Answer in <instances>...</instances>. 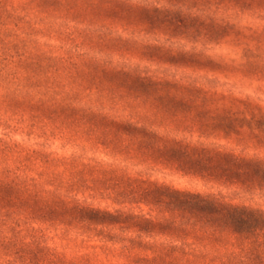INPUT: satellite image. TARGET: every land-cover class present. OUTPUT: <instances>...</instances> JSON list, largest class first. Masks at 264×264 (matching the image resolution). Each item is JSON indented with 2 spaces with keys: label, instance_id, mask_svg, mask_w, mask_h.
<instances>
[{
  "label": "rangeland",
  "instance_id": "obj_1",
  "mask_svg": "<svg viewBox=\"0 0 264 264\" xmlns=\"http://www.w3.org/2000/svg\"><path fill=\"white\" fill-rule=\"evenodd\" d=\"M0 62H12L13 69L25 73L28 88L33 78L43 80L47 76L61 90L72 86L75 96H84L87 95L84 87L97 84L98 92L90 102L95 109L115 112L156 131L171 128L173 138L186 137L192 130L193 134H201L199 138L225 136L223 145H226L235 137L231 144L238 153L264 156V116L259 121L238 120L235 125L239 130L232 135V127H221L219 121L198 126L200 114L194 109L198 104L212 108L232 104L248 110L259 108L264 114V0H0ZM111 64H126L158 78L188 84L199 88L206 98L189 100L175 108L168 104L171 110L158 105L152 97L137 100L133 93L124 92L119 82L110 84L102 78L100 72ZM81 114L77 110L69 119L59 117L58 129L67 135L62 138L55 133L51 138L45 137L41 149L46 154L37 155L35 163L28 162V155L40 146L35 144L36 138L17 131L16 127L12 129L11 125H1L0 138L12 143L9 148L14 160H9L8 166L28 182L34 179L47 183V167L64 170V174H56L61 182L74 178L73 164L83 161L85 156L89 155L93 161L112 160L115 154L110 151L108 136L88 130L91 123L80 118ZM160 142L156 141L157 145L163 146ZM126 147L129 148L123 156L128 163H136L133 168L140 169L143 178L174 189L214 194L228 202L249 204L264 211L261 174L249 171L237 183H230L223 179L226 171L215 168L211 162L207 164L210 169L205 177L197 171L187 173L179 169L177 164L184 165L186 159L165 146L160 151L156 145L136 149L140 153L131 144ZM254 159L247 165L255 167ZM20 161L24 163L21 165ZM43 167L45 171L41 173ZM111 169L105 171L106 177L99 176L94 181L92 195L89 189L79 188L71 196L94 206L115 207L116 187ZM138 207L142 212L155 214L147 206ZM187 216L175 212L168 219L159 217L163 224L155 228H198L199 223L188 224ZM215 234L221 243L193 239L196 246L191 257L196 264H221L222 258L225 261L222 253H228L225 263L228 260L238 263L241 251L250 250L247 241L241 242L235 233L215 231ZM124 235L114 229L112 235L77 237L73 243L75 253L67 257L76 261L81 257L94 264H157L154 259L143 261L142 256L154 254L152 250L125 249L128 243L124 242ZM138 244L142 245V241ZM231 250L236 254L229 253ZM260 252L258 260L263 261L264 249Z\"/></svg>",
  "mask_w": 264,
  "mask_h": 264
},
{
  "label": "trees",
  "instance_id": "obj_2",
  "mask_svg": "<svg viewBox=\"0 0 264 264\" xmlns=\"http://www.w3.org/2000/svg\"><path fill=\"white\" fill-rule=\"evenodd\" d=\"M12 66V62H0V126L11 125L12 129L16 127L17 131L28 132L36 138L35 144L40 146L32 149L28 162L35 163L37 155L46 154L41 149L45 137L51 138L55 133L62 138L67 135L58 129V119L60 116L69 119L77 110L82 112L80 118L91 123L88 130L108 136L107 143L112 144L110 151L115 156L110 161L103 158L93 161L89 155L85 156L83 161L77 160L73 164L74 178H65L61 182L56 174H64V170H51L53 168L48 167L47 183L34 179L28 182L8 166L9 160L13 159L9 148L12 143L9 139L0 138V264H94L81 257L78 261L68 258L75 253L73 243L77 237L81 239L86 234L112 235L114 229L125 233L123 240L128 243L125 249L152 250L154 254L142 256L143 261L154 259L157 264H196L191 257L196 246L193 239L221 243L215 231H227L235 233L241 242L247 241L250 250L241 251L238 263L228 259V263H225L228 253H222L225 261L222 258L221 264H264V260H258L261 249H264V238H261L264 237L262 209L228 202L214 194L174 189L163 182L143 178L145 176H140L138 172L141 170L133 168L136 163H128L123 155L129 148L127 144H131L135 150L156 145L160 151L167 147L188 162L187 166L186 163H178L179 169L187 173L197 171L198 175L205 177L210 169L207 164L211 162L215 168L226 171L223 179H228L230 183H237L249 171L264 176V156L238 153L231 144L235 137L226 145H223L225 136L208 138L204 135L199 138L201 134H193L192 130L186 137L173 138L170 137L171 128L160 132L124 119L123 115L115 112L95 109L90 102L98 92L97 84L84 87L87 94L84 96H75L72 86L69 90L63 87L64 90H61L47 76L43 80L33 78L28 88L27 75ZM132 68L126 64H111L106 65L100 73L106 81L119 82L124 86V92L133 93L137 100L152 97L158 105L168 110H171L168 104L175 108L191 102L189 100L206 98V95L199 93V88ZM208 98H211L210 94ZM194 109L196 114H200L198 126L208 121H219L221 127H232V135L239 130L235 125L238 120L248 118L259 121L264 116L259 108L248 110L232 104L219 108L207 104L201 107L198 104ZM189 110H192L191 107ZM154 139L157 142L161 140L165 147L157 145ZM39 140L42 142L38 143ZM76 157L81 158L78 154ZM139 159L137 157L135 160ZM252 159L255 167L247 165ZM20 163L22 165L24 161ZM199 167L202 170H196ZM110 169L116 187V193L112 191L116 196L113 202L115 207L102 208L86 203L83 198L71 196L70 193H77L79 188L89 189L92 195L94 181L99 176L106 177L105 171ZM44 171L43 167L41 173ZM137 205L147 206L155 214L142 212ZM175 212L186 213L188 224L199 223L198 228H155L163 224L159 217L168 219ZM165 214H168L167 218ZM61 215L65 217L58 218ZM89 230L95 232H87ZM144 236L152 238L151 241H143ZM159 237H163V240ZM139 240L142 245L138 244ZM219 247L220 244L217 249ZM158 249L162 250L158 252ZM233 250L229 253L235 255ZM218 253L222 257L221 252Z\"/></svg>",
  "mask_w": 264,
  "mask_h": 264
}]
</instances>
